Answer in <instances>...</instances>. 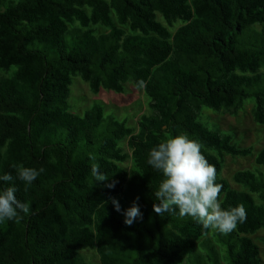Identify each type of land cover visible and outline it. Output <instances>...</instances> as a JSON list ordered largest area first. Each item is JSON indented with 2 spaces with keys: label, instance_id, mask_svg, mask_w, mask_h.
Wrapping results in <instances>:
<instances>
[{
  "label": "trees",
  "instance_id": "trees-1",
  "mask_svg": "<svg viewBox=\"0 0 264 264\" xmlns=\"http://www.w3.org/2000/svg\"><path fill=\"white\" fill-rule=\"evenodd\" d=\"M0 71L10 74L0 76V175L44 169L31 185L14 181L31 212L0 223V264H262L250 236L264 231V149L232 188L225 158L254 149L201 113L237 116L251 101L264 126V0H0ZM73 78L95 96L131 84L148 112L135 126L99 105L76 114ZM169 135L201 145L224 209L245 208L230 233L203 235L191 217L153 211L163 177L146 161ZM134 202L142 219L128 226L122 213Z\"/></svg>",
  "mask_w": 264,
  "mask_h": 264
},
{
  "label": "clouds",
  "instance_id": "clouds-1",
  "mask_svg": "<svg viewBox=\"0 0 264 264\" xmlns=\"http://www.w3.org/2000/svg\"><path fill=\"white\" fill-rule=\"evenodd\" d=\"M144 87V82H139ZM147 164L162 175L157 190L154 192L157 203L153 211L162 216L165 213L180 218L191 217L202 226V234L208 230L230 233L238 223L246 220L243 206L224 209L220 193L223 185L216 183V168L209 164L202 154L201 145L183 135L171 136L153 147L148 153ZM97 181H105L104 174L98 164L92 166ZM16 174L0 175V223L5 221L19 222L30 214L28 202L17 199L15 180L31 185L44 172L43 168L19 167ZM109 188L114 185L109 184ZM138 200V198H137ZM112 204L117 212H121L120 204L113 199ZM124 223L131 226L142 213L138 203L123 211Z\"/></svg>",
  "mask_w": 264,
  "mask_h": 264
},
{
  "label": "rangeland",
  "instance_id": "rangeland-1",
  "mask_svg": "<svg viewBox=\"0 0 264 264\" xmlns=\"http://www.w3.org/2000/svg\"><path fill=\"white\" fill-rule=\"evenodd\" d=\"M255 29L258 32V28ZM99 32H103V30L99 29ZM0 76L8 77L10 74L0 71ZM147 101L148 99L143 90L137 89L131 84L126 85L124 94L101 91L95 96L91 94L88 85L83 83L80 78H73L69 99L72 112L76 114L84 115L94 105H99L104 109L105 117L113 116L119 120H126L130 126H135L139 117L148 112ZM245 104L243 110L237 116H230L228 113H214L207 108H204L201 113L202 123L221 132L233 134L234 142L241 148L252 147L254 149V154L247 158H225L222 177L230 183L232 188L238 190L240 188L232 181L234 173L241 170H254L255 155L264 149V126L257 125L254 122L252 102L246 101ZM250 238L258 246L260 259L264 264V231H259ZM209 240L215 243L211 235ZM82 256L86 262L96 263L98 261L97 254L94 251L85 250L82 252ZM184 264L195 263L185 262Z\"/></svg>",
  "mask_w": 264,
  "mask_h": 264
}]
</instances>
